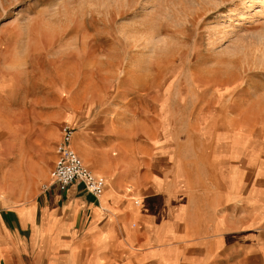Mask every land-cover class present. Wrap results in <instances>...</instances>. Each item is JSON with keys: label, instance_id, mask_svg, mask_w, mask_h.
<instances>
[{"label": "crops", "instance_id": "0c3cea01", "mask_svg": "<svg viewBox=\"0 0 264 264\" xmlns=\"http://www.w3.org/2000/svg\"><path fill=\"white\" fill-rule=\"evenodd\" d=\"M87 110L0 87V186L13 190L0 196V264H264V133L232 132L237 149L217 139L200 170L167 129L110 131ZM63 123L105 181L97 199L80 184L37 189Z\"/></svg>", "mask_w": 264, "mask_h": 264}, {"label": "rangeland", "instance_id": "374dc122", "mask_svg": "<svg viewBox=\"0 0 264 264\" xmlns=\"http://www.w3.org/2000/svg\"><path fill=\"white\" fill-rule=\"evenodd\" d=\"M11 83L75 100L110 131L167 129L202 170L217 139L237 149L239 132L264 133V0H0V87Z\"/></svg>", "mask_w": 264, "mask_h": 264}, {"label": "built area", "instance_id": "2783aa9c", "mask_svg": "<svg viewBox=\"0 0 264 264\" xmlns=\"http://www.w3.org/2000/svg\"><path fill=\"white\" fill-rule=\"evenodd\" d=\"M74 128L63 123L59 128V139L54 147L55 157L48 172V181L40 186L42 191L55 187L64 191L69 185L80 184L84 191L97 199L105 185L103 177L92 172L71 147Z\"/></svg>", "mask_w": 264, "mask_h": 264}, {"label": "bare ground", "instance_id": "6f19581e", "mask_svg": "<svg viewBox=\"0 0 264 264\" xmlns=\"http://www.w3.org/2000/svg\"><path fill=\"white\" fill-rule=\"evenodd\" d=\"M101 196V195H100ZM138 202V199H134V201H133V203L135 204V203H137Z\"/></svg>", "mask_w": 264, "mask_h": 264}]
</instances>
